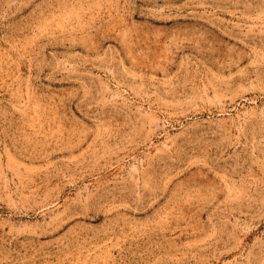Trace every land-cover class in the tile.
<instances>
[{
	"label": "rangeland",
	"instance_id": "1",
	"mask_svg": "<svg viewBox=\"0 0 264 264\" xmlns=\"http://www.w3.org/2000/svg\"><path fill=\"white\" fill-rule=\"evenodd\" d=\"M0 264H264V0H0Z\"/></svg>",
	"mask_w": 264,
	"mask_h": 264
}]
</instances>
